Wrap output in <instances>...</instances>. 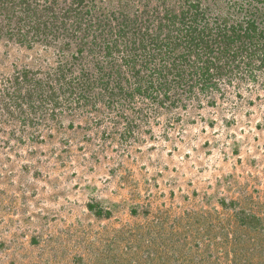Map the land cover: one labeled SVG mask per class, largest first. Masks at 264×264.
Instances as JSON below:
<instances>
[{
  "label": "rangeland",
  "instance_id": "obj_1",
  "mask_svg": "<svg viewBox=\"0 0 264 264\" xmlns=\"http://www.w3.org/2000/svg\"><path fill=\"white\" fill-rule=\"evenodd\" d=\"M192 8L198 30L243 29L235 60L205 84L197 56L181 75L172 66L187 45L179 13ZM7 11L0 264H264V0ZM167 12L177 17L164 25ZM82 73L87 88L72 94Z\"/></svg>",
  "mask_w": 264,
  "mask_h": 264
},
{
  "label": "trees",
  "instance_id": "obj_2",
  "mask_svg": "<svg viewBox=\"0 0 264 264\" xmlns=\"http://www.w3.org/2000/svg\"><path fill=\"white\" fill-rule=\"evenodd\" d=\"M79 2H83V0H79ZM16 5H17V0H0V9H3V11L7 12V13L9 12V11H7L8 9L11 10L12 6H16ZM189 6L190 7L194 6V4H190ZM26 12L28 13V11H26ZM166 14L167 15L165 17H167V18H164V20H165L164 25H166V22L171 21L170 19L175 20V17H177V15L176 16H175V14L170 15V13H168V12ZM179 16H180L179 18H181V21L183 22V25H185L183 28H181V30L184 31L186 34L187 45L185 46L186 51L183 53L181 58H179V61L177 62L178 59L173 61V63H172L173 69L178 70L177 75L179 74V72H180L179 75H181V69L180 68L183 66V61L187 62L188 58L195 55V56H197V58L199 60H202V63H203V65H201V69H199V70H201L200 71L201 74H199L200 75L199 78L201 80L199 82H203L205 84V83H207V80L209 79V77H211V74L209 73L211 71V69H215V70L217 69L218 70V69L222 68L221 66H218L215 64L216 62H218V60L222 61V58H228L229 61L235 60L234 57H236L238 55V53L233 54L231 47L234 45L236 40L239 39V37L241 38V35L243 33V29L241 28V26L240 27L239 26L234 27V28L232 27V28H230V30L225 28L224 30L219 31L218 33L214 34L211 32V30L210 31H209V29L206 30L205 27L201 28V30L197 29L198 27L195 26V24L197 21L196 17L198 16V13H196V11H194L193 8L190 11L185 10V11L179 13ZM1 17H2V15H1ZM1 17H0V21H2ZM6 19H7V17L4 16L3 20H6ZM252 25H253V28L256 29V26L254 25V23H252ZM9 28L12 30L11 26H9ZM225 30L231 31V34H228V32H226ZM4 31H5L4 28L0 27V35H3V33H5V35H6V33H9V34L13 33V30L12 31H6V32H4ZM247 31H250V32L252 31L255 33V31L251 27H248ZM250 32H249V34H250ZM246 34H247V32H246ZM167 37H168V35H166V38ZM173 43L175 44L177 42H173ZM175 49H177V48H175ZM253 55H254L253 53H249L247 55L246 60H243L244 66H245V64H248V65L251 64V60H252ZM211 56H213V57H211ZM249 57H250V59H249ZM74 59H75V57H74ZM182 59H183V61H182ZM131 61H134V60L132 59ZM131 64H129L130 67H133V66H131ZM240 66H241V64L239 62L238 69L240 68ZM29 73L25 72L23 74L27 76ZM84 75H85V73H82L81 76H76V77L73 76L74 79H73V81H71L69 83V85H72V83H74L76 85V88H73V89L71 88L72 94L75 92L77 87L80 88V90L82 92L84 90H86L85 87L87 88V86H86V80H85ZM19 76H21V75H17V78H15L14 85L19 84V83H17V81L19 80ZM149 89H152V88L150 87Z\"/></svg>",
  "mask_w": 264,
  "mask_h": 264
}]
</instances>
